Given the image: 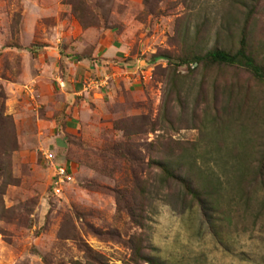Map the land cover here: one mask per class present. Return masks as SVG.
Wrapping results in <instances>:
<instances>
[{
	"label": "rangeland",
	"instance_id": "1",
	"mask_svg": "<svg viewBox=\"0 0 264 264\" xmlns=\"http://www.w3.org/2000/svg\"><path fill=\"white\" fill-rule=\"evenodd\" d=\"M241 35L264 70V0H0V264H264V82L174 68ZM108 44L81 81L100 96L60 133L45 86ZM191 162L217 177L214 208L161 181L159 164ZM55 164L72 179L59 197Z\"/></svg>",
	"mask_w": 264,
	"mask_h": 264
},
{
	"label": "trees",
	"instance_id": "2",
	"mask_svg": "<svg viewBox=\"0 0 264 264\" xmlns=\"http://www.w3.org/2000/svg\"><path fill=\"white\" fill-rule=\"evenodd\" d=\"M196 63L202 64L203 66L221 65L227 67H239L247 71L255 80L264 82V70L254 61L243 35L240 36L238 46L232 53L218 49H210L205 51L202 55H192L179 58L177 64L174 65V68L183 66L184 70H189L192 69ZM159 166L162 172L161 181L164 182L167 181V179H170L172 182H177L182 187L180 196H189L192 201H196L199 204L205 202L210 208L215 207L217 197L219 196L218 193L221 188L217 177L211 171L200 170L194 167L192 162L185 168L177 167L173 169L165 164H159ZM192 168H195L193 177L190 174ZM243 175L244 172H241L238 174V177Z\"/></svg>",
	"mask_w": 264,
	"mask_h": 264
},
{
	"label": "crops",
	"instance_id": "3",
	"mask_svg": "<svg viewBox=\"0 0 264 264\" xmlns=\"http://www.w3.org/2000/svg\"><path fill=\"white\" fill-rule=\"evenodd\" d=\"M74 53L80 55V46L77 49H73ZM118 50L111 44L106 45L102 51L98 48L94 50L90 58L86 56L79 57H67L62 59L61 62L66 66L67 70V80L65 82H60L61 87L53 86L54 93L49 92V86H45V90H48V95L45 97L44 101L53 100L56 102L58 99L61 100V104L65 106L64 113L66 114L63 118L62 124H60V133L73 135L78 133L79 121L81 119V114L83 106L86 101H90L88 97L100 96L94 90L91 92L90 96H86L85 93L81 91V81L88 77L89 74L97 72L98 61L97 58H115ZM53 61L56 66L59 55L57 52H53ZM96 58V60H95ZM44 89V88H43ZM42 93V92H41ZM55 126V123H52Z\"/></svg>",
	"mask_w": 264,
	"mask_h": 264
},
{
	"label": "built area",
	"instance_id": "4",
	"mask_svg": "<svg viewBox=\"0 0 264 264\" xmlns=\"http://www.w3.org/2000/svg\"><path fill=\"white\" fill-rule=\"evenodd\" d=\"M108 77H104L100 83H104L107 80ZM94 83V82H90ZM62 84L59 82L58 87H61ZM24 91L32 98L33 90L30 86H24ZM85 90V87H83ZM43 158L46 160L47 163L51 164V156L50 154H47L46 151L43 152ZM71 174L66 168L65 165L62 164H55L52 166V177L50 182V194L54 197H59L60 193L62 192V188L65 184L71 182Z\"/></svg>",
	"mask_w": 264,
	"mask_h": 264
}]
</instances>
